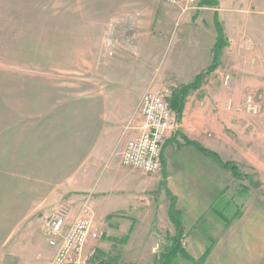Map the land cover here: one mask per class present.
<instances>
[{
	"label": "crops",
	"instance_id": "obj_1",
	"mask_svg": "<svg viewBox=\"0 0 264 264\" xmlns=\"http://www.w3.org/2000/svg\"><path fill=\"white\" fill-rule=\"evenodd\" d=\"M160 1L101 0L100 7L97 0H92L90 19L82 23L87 44L97 47L85 56L84 74L80 76L85 79H73L79 76L71 71L73 74L64 80L66 86L61 87V91L85 88L92 110L89 118L66 120L71 133L70 145L65 149L77 159L82 158L83 167L75 171L78 177L71 178L69 186L58 185L42 199L35 210L38 221L42 227L52 206L62 202L71 206L74 217L82 202L89 199L97 227H104L103 222H115L118 235L133 237L134 244L143 243L138 238H156V244L150 245L154 260L146 264H162L163 254L177 243L169 238L179 234L180 246L188 257H178L172 264H264V190L245 183L250 176L264 175V153L260 140L242 131L248 122L234 113L220 118L215 104L223 92L217 87L221 84L230 86L226 90L230 102L238 98V88H264V18L251 20L250 26L258 32L250 36L239 23L244 12L249 11L243 0H199L205 6L201 10L178 6L172 26L162 18ZM98 7L101 11H97ZM257 13L264 15V10ZM217 19L225 46L216 69L206 73L215 61ZM111 32L120 42L112 55L104 44ZM165 36L176 39L175 44L172 40L167 44L174 46L171 62L161 78L150 74L142 82L143 62L146 65L153 59L156 49L165 44ZM254 59L260 68L253 64ZM245 62L251 63L249 67L244 68ZM227 68L231 69L226 75L229 79L226 82L225 76L221 83L219 74ZM201 73H206L202 83L190 89L185 98L179 131L169 134L165 143L162 169L144 174L123 166L121 153L126 142L140 133L143 124L133 127L136 111L122 117L118 111L131 89L139 88L133 90L130 112L137 109L143 89L149 85L175 91L193 83ZM249 126L252 129L253 125ZM61 129L49 138L56 141L62 135ZM239 143L246 147L239 145L237 151ZM111 157L116 160L110 163ZM229 161L248 175L236 177L221 163ZM38 188L44 189V182ZM172 205L177 211L176 223ZM227 220L230 222L226 225ZM5 243L8 239L1 244L4 260ZM55 253L54 248L47 264Z\"/></svg>",
	"mask_w": 264,
	"mask_h": 264
},
{
	"label": "rangeland",
	"instance_id": "obj_2",
	"mask_svg": "<svg viewBox=\"0 0 264 264\" xmlns=\"http://www.w3.org/2000/svg\"><path fill=\"white\" fill-rule=\"evenodd\" d=\"M96 3L102 7L101 0ZM243 5L249 11L241 16V29L247 30L250 36L252 32L257 34L258 29L251 27L250 22L264 18L262 13H257L264 10V0H243ZM159 6L162 18L175 26L176 20L172 17L178 5L161 0ZM91 10L92 0H0V228L3 225L0 231L3 234L0 237V264H47L54 253L35 210L55 187L69 186L70 179L78 177L79 173L75 171L79 169L80 172L83 167L82 158L77 159L65 149L70 145L71 133L66 120L89 118L92 110L85 88L61 91V87L66 86L64 80L72 72H77L79 76L73 79H85L84 76L80 78L84 74L85 56L90 51L92 54L97 47V44H87L82 23L88 19ZM97 11H101L100 8ZM169 40L175 44V37L170 39V36H165V44L156 49L153 59L146 65L143 62L142 82L146 80V75L162 77L174 50L173 45L167 46ZM256 59L253 64L258 66ZM248 63L251 64L243 63L244 68L249 67ZM97 67L101 68L100 62ZM230 70L223 69L218 81L223 83ZM228 79L229 76H226V82ZM217 87L223 91L215 102L219 117L234 113L242 121H247L248 125L242 131L260 140L264 153V88H238V98L230 102L226 94L230 86L221 84ZM138 89L132 88L131 94L122 101V108L118 110L121 117L136 111L130 112L129 107L134 100L133 90ZM249 97L260 104L258 114L244 109ZM239 107L243 109L238 111ZM64 121L66 124H63ZM55 122L61 124L54 125ZM142 122V116L136 113L133 127ZM250 124L252 129H249ZM59 128H62V135L56 141L49 138ZM239 145L246 147L244 143L243 146L239 143L237 151ZM235 151L233 149L237 153ZM114 160L111 157L109 162ZM41 182H44V189L38 188ZM245 183L250 187L261 186L264 190V175L250 176ZM34 188H37L35 192ZM61 204L66 202L53 205L47 214ZM103 223L104 227H98L102 232L101 239L91 242L99 251L96 262H153L150 245L156 244V238H138L143 243L134 244L133 237L118 235L116 226H113L115 222ZM7 239L8 243L4 245L7 257L4 260L1 244Z\"/></svg>",
	"mask_w": 264,
	"mask_h": 264
},
{
	"label": "built area",
	"instance_id": "obj_3",
	"mask_svg": "<svg viewBox=\"0 0 264 264\" xmlns=\"http://www.w3.org/2000/svg\"><path fill=\"white\" fill-rule=\"evenodd\" d=\"M183 10H201L205 6L199 0H165ZM114 29L112 26L111 31ZM112 32L104 39L109 53L119 45ZM173 91L167 87L149 85L144 91L136 113L143 118L140 133L131 137L121 153V164L143 172L154 174L162 169L163 148L169 134L177 133L181 127L178 113L173 108ZM231 105L229 106V108ZM260 104L247 98L244 109L251 114L260 112ZM243 108L239 107L238 111ZM71 206L61 204L45 217L42 230L49 245L56 253L48 264H99L98 250L91 242L99 241L102 232L96 225V214L89 201L82 202L78 213L71 216Z\"/></svg>",
	"mask_w": 264,
	"mask_h": 264
},
{
	"label": "trees",
	"instance_id": "obj_4",
	"mask_svg": "<svg viewBox=\"0 0 264 264\" xmlns=\"http://www.w3.org/2000/svg\"><path fill=\"white\" fill-rule=\"evenodd\" d=\"M217 26L219 28V37H218V42L216 44V53H215V61L213 62V64L210 66V68L206 71L207 72H212L216 69L217 65L219 64V54L221 52V50L224 48L225 46V43L223 42V38H224V35H223V32H222V29L220 27V23L217 19ZM206 73H201L197 78L196 80L189 84V85H186L178 90H175L173 91V101H172V104H173V108L176 110V112L178 113V116L180 118L183 110H184V105H185V98L187 96V93L190 89H195V88H198V86L202 83L203 79H204V76ZM188 143H194L198 146H200V144H198V142L196 141H193V140H190V139H187L186 140ZM200 148L205 151L206 153L214 156V157H219L218 154L210 149H207V148H203L200 146ZM222 165L224 167H227L229 169L232 170V172L234 173V175L236 177H240V176H243V175H248V174H244L240 169L239 167L237 166V164L233 161H229V162H221ZM172 218L174 220V222L176 223V220H177V211L174 209V205H172ZM230 222V220H227L226 221V225ZM180 235V234H179ZM179 235L178 236H174V237H171L169 239H172L173 241H177L176 244H172L171 247H170V251L167 252V253H164L163 254V262L162 264H172L175 262V260L178 258V257H188V255L186 254V252H184L180 246V242H179ZM178 239V240H177ZM207 253H208V250H207ZM206 254L203 255V257L201 258V261L205 258ZM104 264V263H102Z\"/></svg>",
	"mask_w": 264,
	"mask_h": 264
}]
</instances>
